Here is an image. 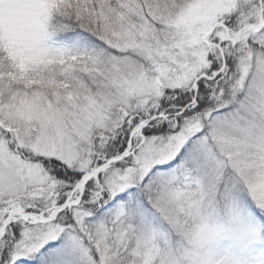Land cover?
<instances>
[{"label":"snow or ice","instance_id":"snow-or-ice-1","mask_svg":"<svg viewBox=\"0 0 264 264\" xmlns=\"http://www.w3.org/2000/svg\"><path fill=\"white\" fill-rule=\"evenodd\" d=\"M0 264H264V0H0Z\"/></svg>","mask_w":264,"mask_h":264}]
</instances>
